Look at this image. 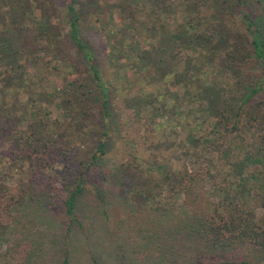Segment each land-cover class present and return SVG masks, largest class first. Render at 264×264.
Instances as JSON below:
<instances>
[{
    "label": "rangeland",
    "instance_id": "rangeland-1",
    "mask_svg": "<svg viewBox=\"0 0 264 264\" xmlns=\"http://www.w3.org/2000/svg\"><path fill=\"white\" fill-rule=\"evenodd\" d=\"M162 1L170 4L166 13L160 10ZM235 2L0 0V187L5 186L0 197L2 207L6 202L24 198L12 210L21 218H15L10 234L17 240V227L24 229L37 245L32 264L63 263L66 218L62 197L79 183L87 164L84 161H88L104 138L107 153L101 163L105 172L89 169L82 177L85 188L77 198V214L84 229L74 234V263L92 264L89 242L93 239L103 246L115 245L119 238L124 242L128 228L150 227L146 199L128 193V189L143 187L150 179L152 185H158L175 169L196 173L198 182L180 197L178 209L167 213L162 221L176 236L175 240L170 234L153 237L149 243L151 251L142 255L140 264H222L212 251L195 256L190 251L191 242L180 239L185 229L178 231L175 225L186 216L208 214L207 203L217 199L214 188L239 184L241 171L243 178L252 179L250 185L255 184L250 175H259L260 165L245 157L264 155V123H256L251 130L242 125L229 135L233 121L227 120L214 131L215 116L211 113L204 116L199 111L200 103L207 107V102L199 94L196 101L186 96V87L174 73L175 65L177 71L184 70L189 63L194 66L199 48L189 45L184 50L187 58L171 59L172 49L180 51L179 46L163 40L170 39L167 34L185 28L186 22L191 21L199 28H206L204 23L211 20L213 24L224 21L232 29L249 34L237 8L221 13L222 4ZM71 3L79 12L80 32L96 52L109 88V115L103 108V94L91 70L70 39L67 6ZM246 3L264 26V0ZM132 13L134 17H130ZM191 13L194 15L190 16ZM162 44L160 62L142 58L145 51H157ZM216 46L221 47L219 43ZM259 68L258 61H252L246 67L247 80L251 81ZM235 76L236 73L222 70L209 73L206 82L226 89L221 93L232 110V105L241 99ZM261 93L254 100L262 103L264 113ZM141 95L149 103L130 106L136 98V102L141 101ZM187 134L196 139H188ZM30 145L39 149L48 146L49 151L37 156L30 153ZM230 146L233 150L229 156L219 151ZM156 166L161 170L155 171ZM208 168L214 178H203L200 174ZM247 200L262 217V195ZM104 212L108 213V221ZM165 238L180 250L157 256L154 251ZM226 251L223 258L235 261L229 264H247L246 261L264 264L262 252L247 248ZM230 253L237 256L233 258ZM161 259L166 261L163 263Z\"/></svg>",
    "mask_w": 264,
    "mask_h": 264
},
{
    "label": "trees",
    "instance_id": "trees-1",
    "mask_svg": "<svg viewBox=\"0 0 264 264\" xmlns=\"http://www.w3.org/2000/svg\"><path fill=\"white\" fill-rule=\"evenodd\" d=\"M169 7L170 4L162 1L160 10L166 13ZM222 7L221 13L237 8L238 14L242 17V21L249 34L241 33L238 29H232L228 25H225L224 21H217L213 24L211 20L213 25H208L211 22L206 17L209 21V23H204L206 28H199L192 21L186 22L187 26L185 28L180 27L175 31H171L170 34H167L170 36V39L163 41L171 40L173 44L175 43L179 46L180 51L172 49L174 55H171V59H174L175 56H178L177 59L179 58L180 60L187 58L185 57L184 50L189 45L190 47L199 48L194 59L196 64L190 66L188 61L189 65L182 71H177L176 68L178 67L175 65L174 73L177 76L178 82L183 83L184 87H186V96L196 101L199 94L200 99L207 102V107L202 102L200 103L199 106H202L199 111L204 116L210 113L215 116L214 131H217L216 128L222 124V121L228 120L230 123L233 121V128L229 130V135H233L242 125L251 130L256 128L253 127L256 123H264V113L261 112L262 103L254 100V97L262 92V100L264 102V26L247 6L246 0H236L234 4H222ZM67 10L69 13L70 39L76 45L78 52L81 53L91 70L96 84L103 94V108L106 114L109 115L110 93L103 78L99 59L92 45L87 42L80 32L81 17L74 3L69 4ZM153 11L155 10L153 9ZM193 15L194 13H191L190 16ZM130 17H134L133 13ZM192 19L195 20L197 18L193 17ZM127 26L129 28L130 25ZM217 43L221 47H217ZM162 47L163 44L157 51H145L146 56L144 55L142 58L160 62L163 59L161 56ZM188 59L191 58L188 57ZM255 59L258 61L260 68L256 72L255 77L249 81L246 78V67ZM141 68L145 69L146 66H141ZM222 70L236 73L235 87L241 99L232 105L234 106V110L226 106L227 98L223 97V92L221 93L222 90H226L224 87L218 89L212 86V84L210 85V83L206 84L209 73L215 74ZM139 99H141L139 102H136L138 98L134 99L135 102L132 101L130 106H140L143 101L149 103L145 95H141ZM187 136L192 141L196 139L193 134H187ZM215 141L217 142L216 138ZM106 142L105 138L99 141L94 153L90 155L88 161H84L87 164L79 176V183L62 197L63 215L66 218V227L63 231L64 238L62 241V252L64 251L62 264H76L74 263V259H72V242L75 232L77 235L80 229H84L77 214V198L85 188V182L82 177H84L85 171L89 169H97L100 174L105 172L101 161L102 156L107 153ZM29 149L30 153L37 156L49 151L48 146L39 149L34 145H30ZM232 150L233 147L230 146L228 148L222 147L219 151L222 155L229 156ZM246 159L260 165V174L256 175L252 173L250 175L255 182L254 185H250L252 179L243 178L241 171L239 176L241 182L239 184L235 183L234 186L229 185L227 187L218 185L214 188V194H216L218 200L213 199V201L207 203L210 207L208 214L206 212L203 216H186L181 220L178 218L179 221L175 227L178 231L182 228L185 229L181 233L180 239L184 240L186 238L191 242L190 251L196 254L195 256H198L202 252L212 251L215 253L214 258L217 257L221 260L222 264H229L235 261L223 258L224 253L227 252L226 249L234 251L247 248L264 253V155L253 156L246 154ZM127 168L129 169V167ZM154 170L160 171L161 167L156 166ZM206 170L208 171L200 173L203 178L210 179L215 177L209 168ZM198 178L199 176L196 173L189 174L188 170L181 172L173 169L165 176V180H162V183L159 182L158 185H152L153 180L150 179L145 182L143 187H139L134 191L129 188L128 193L136 194L146 199L147 205L145 209L150 214L147 221L151 226L146 228V230H132L128 228L124 242L119 238L115 241V245L103 246L102 243L99 244L97 240L93 239L89 242L92 264H107L108 259L110 264H140L143 261L141 259L142 255L149 254L151 251L149 243L153 237L160 235L164 238L165 235L169 237L170 234V238L175 240L176 236L169 232L170 229L164 227L162 221H164L167 213L178 209L180 197L196 186ZM4 189L5 186L0 187V192ZM260 194L263 197L261 205V208H263L262 217L256 214L255 209L250 207L249 200H247L254 199L255 196ZM23 197L21 196V198ZM23 200L24 198L11 200V202H6L5 207H2V199L0 197V264H32L34 254L38 252L37 245L26 235L24 229L18 230L17 227V240L10 234V227L14 223L15 218H21L19 217L20 215L16 216L13 214L12 210ZM103 216L107 221L109 220L107 212H104ZM169 220L172 219L169 217ZM177 230H175V234ZM97 237L101 238L100 236ZM168 240L165 238V241L158 244V247L154 251L157 256L160 255L159 253L165 251L174 252L176 249L180 250L174 243H170ZM100 247L105 250H102ZM187 247H189L188 244ZM108 251H112L114 254H108ZM181 252L186 254L183 250ZM230 255L233 258L237 256L235 253H230ZM165 261L161 259V262L164 263ZM246 263L248 264L247 261Z\"/></svg>",
    "mask_w": 264,
    "mask_h": 264
}]
</instances>
